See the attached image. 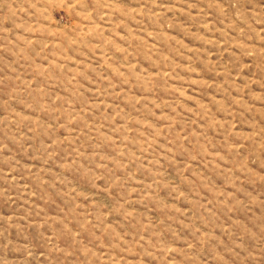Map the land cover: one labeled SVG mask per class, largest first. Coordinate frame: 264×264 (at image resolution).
<instances>
[{
	"label": "rangeland",
	"instance_id": "obj_1",
	"mask_svg": "<svg viewBox=\"0 0 264 264\" xmlns=\"http://www.w3.org/2000/svg\"><path fill=\"white\" fill-rule=\"evenodd\" d=\"M0 264H264V0H0Z\"/></svg>",
	"mask_w": 264,
	"mask_h": 264
}]
</instances>
